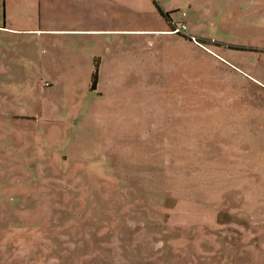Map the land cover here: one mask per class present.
Masks as SVG:
<instances>
[{"label":"rangeland","instance_id":"obj_1","mask_svg":"<svg viewBox=\"0 0 264 264\" xmlns=\"http://www.w3.org/2000/svg\"><path fill=\"white\" fill-rule=\"evenodd\" d=\"M3 25L0 264H264V0H0Z\"/></svg>","mask_w":264,"mask_h":264},{"label":"crops","instance_id":"obj_2","mask_svg":"<svg viewBox=\"0 0 264 264\" xmlns=\"http://www.w3.org/2000/svg\"><path fill=\"white\" fill-rule=\"evenodd\" d=\"M7 26L3 25L0 26V42L2 43L3 47L0 48V50H2V55H0L2 62L0 61V81L2 80H8V79H13V71L11 72V74L8 72L7 70V75L5 72H1L4 71V63L5 61L8 64V57H10L11 55H15L16 52H18V49L16 47L15 44H23L25 40H18L16 38H13V34L12 31H8L6 30ZM37 31H46V32H50V33H58L60 32L59 30H37ZM32 35H39V34H35L30 32ZM42 35V34H41ZM48 35V34H47ZM59 34H54L53 36H58ZM51 36V35H49ZM37 37V36H36ZM1 46V45H0ZM25 48V53L24 52H20L21 53V57H20V68H21V74L19 76L18 80H22L24 77L29 79L30 73H32V71H36L37 69L39 71L42 70L43 66L46 65L47 62V57L44 58L43 54L45 53L46 56L47 54L53 52V47L55 46V40L51 39L47 44H43V39L40 38V36H38L37 38H35L34 42L31 43L30 45H22ZM42 47H45L44 50H42ZM52 62V61H51ZM55 62L50 63V65H52ZM73 60L68 57V60H66L65 64L69 65L67 67V70H70V73L72 74V68H70V66H72ZM10 67L13 65L12 62H9ZM17 66V65H16ZM12 68V67H11ZM5 73V74H4ZM70 77V76H69ZM26 86H28V84H26ZM15 92L14 89L9 88V93ZM7 92H3L2 90V86L0 85V95L6 94ZM15 103V102H14ZM38 103V102H36ZM34 104V103H33ZM37 106L35 104V107H29V109H25L22 107V112H34L36 111ZM4 110H7L4 109ZM13 111V110H10Z\"/></svg>","mask_w":264,"mask_h":264},{"label":"built area","instance_id":"obj_3","mask_svg":"<svg viewBox=\"0 0 264 264\" xmlns=\"http://www.w3.org/2000/svg\"><path fill=\"white\" fill-rule=\"evenodd\" d=\"M186 30H187V26L182 24L176 27L174 33H184Z\"/></svg>","mask_w":264,"mask_h":264},{"label":"trees","instance_id":"obj_4","mask_svg":"<svg viewBox=\"0 0 264 264\" xmlns=\"http://www.w3.org/2000/svg\"><path fill=\"white\" fill-rule=\"evenodd\" d=\"M97 74L98 72L96 71L93 75V79H92V89H95L96 87V82H97Z\"/></svg>","mask_w":264,"mask_h":264}]
</instances>
